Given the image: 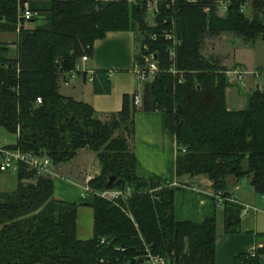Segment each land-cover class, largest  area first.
Listing matches in <instances>:
<instances>
[{
    "label": "trees",
    "instance_id": "16d2710c",
    "mask_svg": "<svg viewBox=\"0 0 264 264\" xmlns=\"http://www.w3.org/2000/svg\"><path fill=\"white\" fill-rule=\"evenodd\" d=\"M147 1L153 0H0V33L17 34L14 46L0 42V129L16 136L8 148L45 154L57 165L87 146L100 168L90 189L133 191L117 205L94 195L93 236L79 240V206L55 197L52 178L21 166L12 175L15 189L0 188V264H145L144 246L166 264H214L215 218L176 221L173 196L178 187L140 173L125 137H114L127 124L131 136L138 111L165 114L177 145L176 178L205 176L212 191L224 198L230 197L227 177L250 178L254 191L264 195V81L243 110H228L223 99L229 85L226 68L201 53V39L223 31L244 41L258 36L264 41V21L257 15L249 20L242 10L249 1L256 9L262 0H173L175 12L156 0L155 26L144 20ZM219 1L229 2L224 18L216 12ZM24 9L31 13L28 19ZM39 17L45 22L41 26L25 25ZM116 30L133 31L135 40L136 30L141 31L135 61L142 64L143 48L150 46L158 73L141 84L139 108L133 103L137 93L124 95L120 112L102 121L88 104L61 95L58 79L76 69L82 56H92L95 39ZM166 34L175 39L174 46ZM103 78L109 91L108 77ZM93 79L97 91V77ZM110 175L120 183L106 188ZM221 209L224 232H237L240 205L224 201ZM234 264H264V248L255 250L254 257L236 256Z\"/></svg>",
    "mask_w": 264,
    "mask_h": 264
},
{
    "label": "crops",
    "instance_id": "0c3cea01",
    "mask_svg": "<svg viewBox=\"0 0 264 264\" xmlns=\"http://www.w3.org/2000/svg\"><path fill=\"white\" fill-rule=\"evenodd\" d=\"M16 40V33H0V42L14 46ZM135 54L136 40L133 31H107L103 37L94 40L93 53L88 61H79L78 71L64 75L63 79L68 83L59 84V93L76 102L88 104L97 119L105 120V117L120 112L124 95L132 96L141 91L142 85L134 72ZM94 76L98 81L97 91ZM104 76L108 77L109 91H106ZM132 122L130 146L139 172L165 178L170 184L180 186L173 196L176 221L201 223L215 218L214 264H234L236 256L264 248V195L254 191L250 186V178H226L230 197L252 210L240 217L237 232L225 233L223 210L216 206L207 178L202 175L176 178L177 145L175 137L166 128L165 114L161 111H138ZM53 170L55 197L79 206L76 235L79 240L90 239L93 236V195L84 196V188L100 172L95 154L78 150L72 160L54 166ZM183 185L193 189H184Z\"/></svg>",
    "mask_w": 264,
    "mask_h": 264
},
{
    "label": "rangeland",
    "instance_id": "374dc122",
    "mask_svg": "<svg viewBox=\"0 0 264 264\" xmlns=\"http://www.w3.org/2000/svg\"><path fill=\"white\" fill-rule=\"evenodd\" d=\"M262 5L254 9L252 2H247L242 10L244 15L251 20L255 15L264 21V0L260 1ZM160 2L153 0L146 2V10L144 14V20L149 26L156 25V14L158 13V6ZM163 4L165 6L169 5L174 12L176 11V3L173 0H164ZM218 8L216 9L217 15L220 18H224L226 15V6L229 5L228 1H219ZM134 21L131 20V24ZM44 22L40 17L33 22H26L25 25L28 27L41 26ZM137 27V26H135ZM162 35V34H161ZM136 46L137 52H139V47L141 45L143 34L141 31L136 30ZM160 36V35H158ZM165 36V34H163ZM167 39L171 41L172 46L175 45V39L171 35ZM157 38V36H156ZM10 45V44H9ZM144 56H149L152 53V48L146 45L143 48ZM201 53L204 57L210 59H216L218 65L227 70H233L236 67H243L244 78L237 81V79L229 80L227 74V80L229 85L223 88V99L226 107L231 110H237L239 108H245L247 104V99L253 90L256 88L260 89L263 85V70H264V41L258 36L253 41H244L242 37H238L232 31H223L217 36H204L201 39ZM81 61V60H80ZM262 70V71H261ZM174 75L178 74L177 70L174 69ZM260 71V77L253 75L254 72ZM180 75V74H178ZM62 76L60 75L58 79V86L62 83ZM181 78V76H180ZM238 108V109H237ZM243 110V109H242ZM129 125L127 124L126 130L121 129L114 134V137L124 136L126 139L127 149L131 150L129 135ZM15 142V136L6 133L4 130L0 129V144H12ZM106 145V144H105ZM79 150L91 151L89 147H84ZM93 152V151H91ZM94 153V152H93ZM95 154V153H94ZM96 156V155H95ZM64 164V163H61ZM54 165V166H58ZM186 175L182 176L185 177ZM205 177V176H204ZM16 187V179L14 176H2L0 178V188L2 191L10 192ZM89 187V186H87Z\"/></svg>",
    "mask_w": 264,
    "mask_h": 264
},
{
    "label": "built area",
    "instance_id": "2783aa9c",
    "mask_svg": "<svg viewBox=\"0 0 264 264\" xmlns=\"http://www.w3.org/2000/svg\"><path fill=\"white\" fill-rule=\"evenodd\" d=\"M31 13L28 9L23 10V16L24 19H28L30 17ZM170 35V34H166ZM168 36H166L167 38ZM169 38V37H168ZM174 49H171V56H174ZM89 57L84 55L80 58L82 62L88 61ZM79 70V66L77 64L76 69H74L72 72L68 73V75L73 74L74 72ZM262 71V70H261ZM134 72L136 75V78L140 84H143L145 82H151L154 77L158 73V66L156 59L154 57V54L151 53L149 56H143V63L142 64H135ZM173 72H175L173 70ZM263 72V81H264V71ZM229 78V80L237 79V81L242 80L244 78L245 71L243 68L236 67L233 70H227L225 72ZM254 76L260 77V71L254 72ZM64 84H67L68 82L65 80L63 81ZM38 105L41 103V99L38 98L37 102ZM133 103L135 107L139 108L141 106V96L140 91L134 96ZM8 145L10 144H0V174L2 175H15L19 168L21 166L25 167L29 170H36L38 173L49 176L50 178H54L55 173L53 170L54 165L52 164V161L45 155V154H35L32 152H22L18 149H10L8 148ZM170 186L173 187H180L179 185H176L175 183H171ZM184 189H193L191 186L183 185ZM158 190L152 189L149 192H154ZM87 194L97 195L101 197L102 199L117 205L118 201H124L127 200L128 197H130L133 194V191L130 188L126 189H108L104 191H94L90 189L89 187L84 188V196ZM212 198L216 201V206L218 208H222V205L224 201H228L233 204H238L242 208L241 216L246 215L250 210H252L251 207L242 205L240 202H238L235 198L228 197L224 198L222 193H215L212 192ZM104 240L101 241L103 243ZM250 257L255 256V249L249 252ZM144 263L145 264H166V259L159 255L154 254L151 249L148 246H144V255H143Z\"/></svg>",
    "mask_w": 264,
    "mask_h": 264
},
{
    "label": "water",
    "instance_id": "95a60500",
    "mask_svg": "<svg viewBox=\"0 0 264 264\" xmlns=\"http://www.w3.org/2000/svg\"><path fill=\"white\" fill-rule=\"evenodd\" d=\"M154 57H156V55H154ZM114 183H120V180L117 179L115 176L110 175V176L108 177V181H107L105 187H106V188H109V187L112 186Z\"/></svg>",
    "mask_w": 264,
    "mask_h": 264
}]
</instances>
